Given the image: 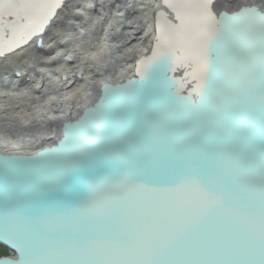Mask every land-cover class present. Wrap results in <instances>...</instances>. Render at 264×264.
I'll return each mask as SVG.
<instances>
[{"label":"water","instance_id":"1","mask_svg":"<svg viewBox=\"0 0 264 264\" xmlns=\"http://www.w3.org/2000/svg\"><path fill=\"white\" fill-rule=\"evenodd\" d=\"M217 24L203 75L151 56L54 147L0 153V264H264V13Z\"/></svg>","mask_w":264,"mask_h":264},{"label":"bare ground","instance_id":"2","mask_svg":"<svg viewBox=\"0 0 264 264\" xmlns=\"http://www.w3.org/2000/svg\"><path fill=\"white\" fill-rule=\"evenodd\" d=\"M259 2L264 0H212L210 6L206 0H0V137L12 119L20 128L8 132L11 140L32 138L25 146L0 138V153L27 156L54 147L67 124L98 101L103 85L137 81L141 62L151 56L182 66L175 77L192 65L193 77L203 75L220 16L253 6L264 13ZM118 31L125 32L122 39L115 37ZM111 48L123 59L113 75L101 65ZM7 103L19 110L5 109ZM27 118L39 123L22 127ZM0 248V258L15 259Z\"/></svg>","mask_w":264,"mask_h":264},{"label":"rangeland","instance_id":"3","mask_svg":"<svg viewBox=\"0 0 264 264\" xmlns=\"http://www.w3.org/2000/svg\"><path fill=\"white\" fill-rule=\"evenodd\" d=\"M259 4L264 6V3H260L259 2ZM140 16L142 17V15H140ZM142 18H140V19H134V20L135 21H137V20H142L143 21ZM119 21L122 22V20H119ZM125 21H126V19H125ZM126 23H128V22H126ZM139 27H142V28H139ZM137 30H139V31L141 30L140 33L143 34V30H144L143 29V26H138V29ZM123 36H125V32H123V31H118L115 34V37L120 38V39H122ZM118 48H121V47L119 46ZM113 49L114 48H111L110 50H108L105 53V57L102 59V62H101V65L104 66V73L107 71L108 73L110 72V75H113V71L116 70L118 68V66L122 64V61H123L122 58H118L119 56L117 57V53H118V50L119 49L118 50H116V49L113 50ZM120 50H122V49H120ZM110 59H112V60H110ZM94 91L95 90H93V92ZM28 94H30V93L27 92L25 95H28ZM37 102H38V100H37ZM30 103H32V101ZM5 109H7L9 111L19 110V108H16V105H13L11 103H7L6 106H5ZM27 120H28V122L26 124H22V127H25L26 128V127H29V125H32L34 127L35 125H37L39 123V122H36V121L34 123L33 119H30V118H27ZM9 123L11 124V126H8V127H11V128H7L4 132H2L1 137H0L2 139V141L3 140L4 141H8V142L9 141H14V140H11V136L8 135L9 134L8 132L10 130H13L14 131L17 128H20V126L17 123H15V121H13L12 119L10 120ZM33 135H34V133H33ZM31 139H32L31 137H29V139L18 137L17 139H15L17 141H14V142H19V143L22 142L21 145H24L25 146L26 144H24V143H26V140H31ZM23 141H25V142H23Z\"/></svg>","mask_w":264,"mask_h":264},{"label":"snow or ice","instance_id":"4","mask_svg":"<svg viewBox=\"0 0 264 264\" xmlns=\"http://www.w3.org/2000/svg\"><path fill=\"white\" fill-rule=\"evenodd\" d=\"M206 4L210 6L212 4V0H206Z\"/></svg>","mask_w":264,"mask_h":264},{"label":"trees","instance_id":"5","mask_svg":"<svg viewBox=\"0 0 264 264\" xmlns=\"http://www.w3.org/2000/svg\"><path fill=\"white\" fill-rule=\"evenodd\" d=\"M2 252H3V253H5V251H4V250H3V251H1V248H0V254H1Z\"/></svg>","mask_w":264,"mask_h":264}]
</instances>
